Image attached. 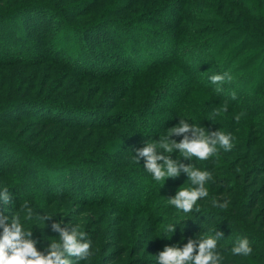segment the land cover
I'll return each mask as SVG.
<instances>
[{
  "label": "rangeland",
  "instance_id": "rangeland-1",
  "mask_svg": "<svg viewBox=\"0 0 264 264\" xmlns=\"http://www.w3.org/2000/svg\"><path fill=\"white\" fill-rule=\"evenodd\" d=\"M204 1L184 0L183 3L182 0H42L44 6L40 9L23 13L22 8L21 12L13 14L11 17L15 21L0 18V42L5 43L0 48V105H4L0 108V116L7 114L4 117L8 119L20 109L17 106L22 103L26 110L25 115L17 120L3 122L0 117V196L4 194L5 188L10 195L7 203L0 199V216H8L10 222L11 216L18 214L25 230L32 231L30 238L36 241L39 252L46 255L51 242L59 240V232H54L51 225L60 223L61 228H66L69 232L77 226L80 231L88 234L87 239L92 242V254L86 260L69 257L73 264H159V253L165 248L182 250L190 240L198 244L200 239L209 236L217 239L216 251L222 256L218 264H264V111L249 116L251 123L244 124L245 135L240 139L231 135V150L226 151L217 145V153L208 160L185 158L178 150L165 153L180 164H191L198 170L211 173V179L205 184L208 196L199 199L191 212L184 213L171 205L169 200L175 198L181 189L199 186L189 181L179 183L178 177H167L170 185L165 196H154L150 201L143 202L145 192L150 186L140 175L143 172L140 165L145 162V158L141 157L139 162L132 161V151L142 149L132 147V143L135 145L141 140H149L142 133L152 131L158 126L152 123L158 116L165 115V111H161L162 107L169 106L176 94L178 95L174 93V86L164 91L160 89L158 97H152L154 99L147 102V99L139 97L132 100L136 96L123 75L114 74L103 79L93 75L81 76L62 62L44 58L45 55L59 60L73 57L78 59L76 63L85 62L87 66L93 65V68L98 69L108 67L103 62L112 59L118 67L136 68L148 65L149 62L173 51L172 44L176 45L178 31L184 34L182 39L188 41L187 46L174 50L180 57H176L178 66L173 69L178 74L184 67L181 59H189L200 68V60L207 61L208 55H212L215 46L220 42L211 39L216 34L225 33L232 23L234 27L237 25L248 29L247 33H264L262 22L244 11L239 5L241 0H206V4H203ZM208 1L214 4L209 5ZM182 3L188 11L183 14L180 11ZM16 4L12 0H0V12H7ZM173 4L177 5L176 8ZM253 4L252 7L259 16L264 14V0H253ZM138 6L140 8H137L132 17L140 15L144 23H149L146 28L136 20L130 22L133 24L131 28H125L126 25L121 23L115 27L113 23L111 25L110 21H106L104 26L99 27V32L93 30L94 33L87 34L84 30L77 32L69 24V20L90 22L97 16L104 20L105 17L128 15ZM88 8L94 10L89 11ZM213 9L219 14H226L227 20L209 22L205 12ZM63 11L66 17L63 16ZM249 18L256 19L259 23ZM178 19L180 27L176 28L174 22ZM261 20L264 24L262 17ZM210 25L218 26L219 31L206 40L198 53L193 52L190 49L193 46L191 43H196L206 33L212 32L211 28L214 27ZM151 31L159 33L157 43H149V38L143 39L141 36L142 32L153 35ZM24 37H27L26 40ZM160 41L163 44H158ZM28 44L38 50L31 52L26 49L24 54L21 48H26ZM248 51L247 54L250 53ZM3 53L8 55L5 57ZM27 55L39 59L30 63L3 62L2 59ZM252 59L255 67L258 58ZM214 61V64H220L222 57ZM212 68L210 67L212 71L200 74L201 77L220 74ZM176 74V78L181 77ZM258 75L256 72L255 80ZM171 77H157L154 73L151 78L163 88V84L171 81ZM180 80L181 88L185 85L182 80L189 81L186 77ZM199 92L204 97L195 104L201 110L206 105L205 110L208 111L211 104L207 103L212 98L206 92ZM43 97H47L50 102H65L68 105L78 100L88 101L100 107V113L90 116L95 122L103 120L101 115L126 114L131 110L138 111L135 115L140 118L132 123L127 121V124L117 123L108 128L78 130L76 133L75 130L65 129V126L46 124L40 120L42 117L37 115L40 111L43 114L45 111L47 116H54L53 110H47L51 104ZM257 102L264 104V96L257 99ZM188 108L189 112H193L195 105L189 102L187 111ZM81 114L76 110L72 111L71 116L75 118ZM234 114L231 108H227L225 117L220 118L229 130L233 127L232 124L235 125ZM66 115L70 114L61 113L60 117L65 118ZM149 121L151 122L148 123ZM210 124L215 125L211 121ZM140 131L142 132L138 134ZM205 132L216 131L212 129ZM135 133L138 136H134ZM178 137L182 135H174L171 139L179 143L182 138L177 139ZM30 150L37 153L29 154ZM70 153L96 155L90 160L96 174L91 175L88 170L81 169L79 175L74 168L53 166L59 154L69 156ZM105 170L110 173L107 177ZM129 175L132 176L131 180L128 179ZM92 191L96 193V197L92 195ZM213 200L217 203L226 202L227 207L213 206ZM24 201H28L33 210L31 219L27 218V210L20 207ZM46 214L51 215V218L44 219ZM204 215L205 219L202 218ZM170 224L174 228L171 233L166 231ZM198 225L200 226L196 228ZM2 232L3 229L0 228V234ZM243 238L249 241L252 254L233 255L232 247ZM187 264H192V261Z\"/></svg>",
  "mask_w": 264,
  "mask_h": 264
},
{
  "label": "trees",
  "instance_id": "trees-1",
  "mask_svg": "<svg viewBox=\"0 0 264 264\" xmlns=\"http://www.w3.org/2000/svg\"><path fill=\"white\" fill-rule=\"evenodd\" d=\"M12 1L15 4L17 2V4L14 5V7H12L11 9L7 10V12H3V13L0 12V18L2 17L1 19H6V20L13 19L15 21V19L12 18L11 16L13 14L16 15V13L18 12H21L22 8L24 9L23 13H27V11H31L37 8L40 9L41 7L44 6V2H45V1L42 2V0H12ZM230 1L233 2V0H230ZM182 2L184 3V0H182ZM183 3H182V6L180 7V11L182 12V14L184 11L188 12L186 11V7H184ZM212 3L213 2H210V1L207 2V4L209 5ZM203 4H206V0L204 1ZM239 5L244 9V11L248 15L257 17L256 19L262 22L261 25L263 26L262 29L264 32V24H263V20H261V17L264 19V16H263L264 14L259 16L256 9H253L252 7V5H254L253 0H241V3H239ZM176 6L174 7L176 8ZM137 8H140V6L135 7L132 10V13L128 15L123 14L122 16H119V17L117 16L116 17H113V16L105 17L104 16L105 17L104 20H101L102 18H98L97 16L96 19L90 22H87L85 20H78V21L73 22L69 20V24L73 26V29L76 30L77 32L84 30V32H86L87 34L94 33L93 30H95V32L96 30L97 32H99V27L104 26V23L106 21H110L109 23L110 24L113 23V26L115 27L119 26L121 23L123 25H126L125 28H131L133 27L132 23L136 20L138 24L140 25L144 24V26L142 25L144 28L148 27L149 23L147 22L144 23L140 15H137L136 17H132L135 15L133 13L136 12ZM88 9L89 11L94 10L90 8ZM253 12H256V14L253 15L252 14ZM205 13L208 14L207 18L209 22H220L223 20H227L225 16L226 14L225 15L223 13L219 14L214 9L209 12L206 11ZM17 15H19L20 17V14H17ZM63 16H65L64 11H63ZM256 19L251 18L250 20L257 21ZM232 25L231 27H229L227 31H225V33L222 32L224 33L223 35L222 33H220V35L216 34L217 36L215 38H212V35L218 32L220 28L215 25H210V27H214L213 29L211 28L212 32L206 33V35L201 37L199 41H197L196 43H191L193 44L195 48L192 46L190 49H193V52L198 53L199 48L203 47L206 44V40H208V38L209 39L212 38L211 39L212 41L220 40V42L218 43V46L217 45L215 46V50L212 52L211 56L208 55L209 59L207 61H204L202 59L200 60V64H202L200 68H197L196 67L197 65H195L193 62L191 63L189 59H186V58L181 59L182 60L181 63L183 64L184 67L183 69L179 70L178 74L174 73V70L176 69L175 67L178 66V63L176 62V57L178 56L176 55L174 50L176 51L178 48H180V46H187L186 44L188 43V41H185L182 39L184 34L182 35L178 31H176L178 35V38L176 40V45L175 43L172 44L173 51L166 53L164 57L161 56L160 58H157L156 60L149 62L148 65H144V66H140L136 68L118 67L117 65H115L116 63L114 61L113 62L111 61L112 59H108L106 63L103 62V65L106 64V66L108 65V67L98 69V68H93V65L87 66L85 62H81L80 64L76 63L78 62V59L77 58L74 59L73 57L72 59H67V60L60 59L59 60V59L52 58L50 56L46 57L45 55L44 58L50 61H53V62H62L63 64L68 66V68L74 69L77 72H79L81 76L93 75V76H98L101 79H103L105 76H111L114 74L123 75L125 77V80H127L130 84V90H132L136 96V97H132V100L139 97V99L141 98H143L144 100L147 99L146 100L147 102L150 99L151 100L154 99L152 97H158L160 93V89L164 91L168 87L174 86V93H178V95L176 94L174 100H172L169 106L162 107L161 111H165V115L158 116V119L157 120L155 119L152 123L154 124V126H156L157 124L158 126H156L152 131L142 133L143 134L142 136L149 138V140H146V141L141 140L138 144H135V145L132 143V147L137 146V147L143 148L147 145L148 142L159 141L160 137L162 135H166L167 131L170 128L179 125V122L181 119H185V121L189 125L197 124L199 127L204 128L205 131L207 130L212 131V129L213 131L220 130V131L225 132L226 134H230L234 136L237 139H240L241 136L245 135V132L243 130L244 124L251 123L249 121V118H250L249 116L257 115L259 112L264 111V108H263L264 104L260 105L257 102V99L262 98V96H264V33H260V32L247 33L248 29H245V27L237 26V25L236 27H234ZM174 26H176V28L180 27L179 19L178 21H176V23L174 22ZM28 32L31 33V31H28ZM151 33H154V34L148 35L147 32H142L141 36H143V39L149 38L148 39L150 40L149 43H152V44L157 43L159 41L157 38V35L159 33H157V31H153V32L151 31ZM164 35H166V33ZM167 35H169V32L167 33ZM24 38L26 40L27 37H24ZM148 40H146V42H148ZM160 42L161 43H158V44H163L162 41ZM4 44L5 43L3 41L0 42V48L1 46L4 47ZM21 49H22L21 51L24 54L27 50H31V52L38 50L32 47L30 44H28L26 48H21ZM247 50H249L248 51L250 52L249 54L246 53ZM3 54H4L3 56L8 55L7 53H3ZM220 56L222 57V62L220 64H214L215 63L214 60ZM34 57L35 56L27 55L26 57L21 56V57H15L13 59H8V58H2V59H3V62L25 61L26 63H30V62L38 61L39 57L38 58H34ZM254 57L258 58V61L255 67L253 66L254 60L252 59ZM212 60H213V63H212ZM69 61L72 62L73 64H70ZM197 63H199V61ZM210 67H213L212 69L215 68L216 73L218 72L220 74L228 73L232 77L231 81H225L220 86L224 88L219 92L217 91V87H215L213 83H211L209 77L205 78V77H201L202 75H200V74H206V72L212 71L210 70ZM256 72H258L259 75L255 80L254 76ZM154 73L156 74L157 77L163 76L165 78H168L172 76L171 81L165 82L163 84L164 87L160 88L161 85L158 82L154 83L153 78H151L154 75ZM174 74L180 75L181 77L176 78ZM196 76L201 77V78L197 79ZM183 77H186L189 81L182 80V83H184L185 85L184 87L181 88L180 79ZM199 91L206 92L212 98L207 103V104L209 103L211 104L210 109H208V111L205 110L206 105L204 109L201 110L195 104L197 103V101L201 100L204 97V94L200 93ZM114 93H117V91H115ZM232 93H235V94L238 93L235 99H232ZM248 94L250 96H248ZM44 100L47 101L48 100L47 97L44 98ZM47 102L51 104L49 106L50 109L48 107L47 110L49 111L53 110L54 116L53 117L47 116L45 114V111H44V114L42 111H40L41 113L38 112L39 114H37L42 117L40 120L44 121V123L46 124H54V125L57 124V125L65 126L67 127L65 129L75 130L76 133H78V130L80 131V130H88L92 128H104V127L108 128V126L112 124L115 125L117 123L127 124V121L129 123H132L137 118H140L138 115H135L139 113L138 111L131 110L126 114L115 113L112 115H107V114L101 115L103 120L101 122H95L94 120H92V118H90V116H93V114L95 115L97 112L100 113V111H98L100 107L92 105L88 101L82 102L81 100H78L76 102H71L72 104H69V105L65 102L63 104L50 102V101H47ZM189 102L190 104L195 105L193 112H189V108L187 111ZM225 102L227 103V108H231L235 113L233 116V122L235 123V125L232 124L233 127L230 130L226 126H224L222 124V121L220 120L221 117H225L226 111H221L219 115H216V111L219 109H222L225 105ZM23 106H25L24 103H22L21 106L18 105L17 107L20 109L16 110L17 111V112L15 111L16 113L11 114V116L8 117V119H5L4 117L7 114L0 116L3 122H6L12 119L17 120L18 117L25 115L26 110L23 108ZM3 107L4 105H0V108H3ZM73 107H76V108H73ZM76 110H79L82 113L81 114L82 116L79 115V117H75V118L72 117L71 116L72 111L75 112ZM61 113H66L70 115L68 116L66 115L67 117L62 118L60 117ZM241 113H243V115H241L239 121H237L235 117L237 115H240ZM245 115L248 116L247 120H246L247 116ZM151 121H149L148 123H150ZM210 121L214 122L215 125L210 124ZM137 127L139 128L138 125ZM141 132L142 131L138 132V134ZM184 135H188L191 138L192 133L189 132V133L183 134L182 137H178L177 139L179 138L183 139ZM134 136H138V135L135 133ZM134 136L132 138H135ZM251 143H254V141H252ZM159 150L160 149H158V152ZM30 152H36V151L30 150L28 153L30 154ZM132 152H133L132 154H134L135 156L136 150ZM95 156L96 155H82V154L77 155L74 153H70L69 156L68 155L64 156V155L59 154L58 160H54L53 166L74 168V170L75 169L78 170L77 173L79 175H81L79 173L81 169L84 171L88 170V173L92 175L94 173L96 174V172L94 171V169H92L93 163H91L92 161L90 160H93ZM132 161L134 162L135 159H133ZM161 163L163 162L161 161ZM119 164L121 165V163ZM123 166H120V167L123 168ZM106 168L108 169L107 166ZM140 168L141 170H143V172L139 171L141 177L150 183V186H149L150 188L148 187V189L146 190L145 200H143V202L150 201L152 198H154V196H158V197L165 196L164 195L165 192L169 190L168 185H170V183H167L169 179L166 178L164 181H155L152 175L146 171L145 162L142 165H140ZM131 169H135V168H131ZM128 172L130 174L133 173L131 171H128ZM104 173H106L105 174L106 177L107 175L110 174L108 170L107 171L105 170ZM2 175L5 176L4 172H2ZM126 175H128V173ZM176 177H178L179 183H182L184 181H189V183H192L188 174L183 171H181L179 175ZM130 178L132 179L131 175H129L128 179L131 180ZM9 179L11 180V178ZM92 195L96 197V193H94V191H92ZM202 218L205 219L206 216L204 215ZM199 226L200 225L196 226V228H198ZM192 235H195V234H192Z\"/></svg>",
  "mask_w": 264,
  "mask_h": 264
},
{
  "label": "clouds",
  "instance_id": "clouds-1",
  "mask_svg": "<svg viewBox=\"0 0 264 264\" xmlns=\"http://www.w3.org/2000/svg\"><path fill=\"white\" fill-rule=\"evenodd\" d=\"M209 79L211 83L218 85L217 91L219 92L222 90L219 85L225 81H231L232 77L228 73H224L213 74ZM235 98V93H232V99ZM221 111H227L226 102L222 109L216 111V115H219ZM241 115L243 113L237 115L235 119L239 121ZM189 132L192 133L191 138L184 135L179 143L171 139L174 135L180 136ZM231 140V135L223 131L206 133L204 128L197 124L189 125L185 119H181L179 125L170 128L166 135L160 137L159 141L148 142L145 147L136 150V155L133 158L137 162L141 157L145 158V169L155 181L176 177L181 171L187 173L192 184L199 187L179 190L175 198L169 200V203L184 213H189L199 199L208 196L205 184L211 179V173L198 170L191 164H180L165 153L178 150L185 158L196 157L199 160H208L209 157L217 153V145L226 151L231 150L233 146ZM158 149L163 151L158 152ZM161 161L163 163H160ZM0 199L5 203L10 200L7 188L4 189V194L0 196ZM213 206L225 208L227 203H217L216 200H213ZM20 207L27 210V218L31 219L33 210L29 202L24 201ZM50 218L51 215L46 214L44 219ZM0 228L3 229L0 234V264H73L69 257L86 260L92 254V242L87 239L88 234L80 231L77 226L69 232L66 228L62 229L60 223H53L51 228L54 232H59V240L51 242L46 255L37 250L36 241L30 238L32 231L25 230L18 214H13L10 222L8 216H0ZM166 231L169 233L174 231L173 225H168ZM216 249L217 239L209 236L200 239L198 244L190 240L182 250L167 247L159 253L158 261L159 264H187L189 261H192V264H218L222 256ZM252 251L247 238L240 239L231 249L233 255L243 256L251 255Z\"/></svg>",
  "mask_w": 264,
  "mask_h": 264
}]
</instances>
